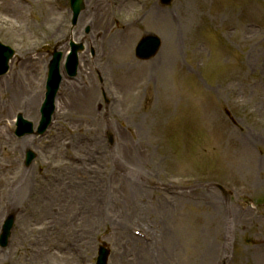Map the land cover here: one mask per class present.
Here are the masks:
<instances>
[{
  "label": "rangeland",
  "instance_id": "rangeland-1",
  "mask_svg": "<svg viewBox=\"0 0 264 264\" xmlns=\"http://www.w3.org/2000/svg\"><path fill=\"white\" fill-rule=\"evenodd\" d=\"M3 1L0 40L16 56L7 76L0 78V134L10 137L0 140V164L7 170H0V234L8 215L14 214L16 223L8 246H0V264H31L32 257L37 261L33 264H74L73 258L76 264H96L104 242L111 251L107 264H118L119 258L132 264L146 253L128 244V236L152 245L153 264H206L210 247L222 257L217 264H264V0H175L168 7L160 0L148 5L138 0L125 10L117 6L118 0L115 8L103 0V23L94 14V4L87 3L92 14L85 26L79 18L73 25L70 0H17L23 6L16 10ZM152 5L165 9L171 21L161 19V26L154 27L146 15ZM140 20L128 38L120 39V31ZM169 21L175 28L166 30ZM72 33L96 51L93 64L79 70L80 78L85 72L96 85L85 90L90 103L79 105L62 94L57 105L65 102V117L56 122L54 116L45 135L11 137L5 127L14 131L16 113L37 126L40 107L37 118L31 117L21 106H11L10 99L22 94L18 87L30 90L31 81L38 80L43 101L50 57L42 49L66 54L72 41L66 36ZM148 33L159 36L163 45L154 58L141 61L135 47ZM172 36L177 54L169 49ZM130 46L127 62L146 67V78L127 79L132 86L127 90L131 84L123 85L121 92L123 62L118 59ZM30 54L38 56L25 63ZM85 55L91 59L87 50ZM160 60L167 65L164 80L149 71ZM15 78L22 84H14ZM149 96L157 112L146 123ZM76 113L84 115L80 125L87 127L88 118L92 128L77 133L70 119ZM109 127L113 143L106 136ZM59 135L66 137V149ZM247 141L254 146L247 148ZM28 149L36 154L30 166L25 165ZM67 164L83 170L64 171ZM47 170L57 178L51 185L42 178ZM25 172L38 187L36 196L16 195ZM64 181L80 195L40 199ZM177 189L188 193L174 195ZM24 199L35 212L39 206V217L32 207L31 215L25 212ZM141 205L151 211L146 226L132 218ZM43 206L53 207L52 214L41 216ZM24 216L33 217L25 221ZM62 251L65 262L58 263L53 253Z\"/></svg>",
  "mask_w": 264,
  "mask_h": 264
},
{
  "label": "bare ground",
  "instance_id": "bare-ground-1",
  "mask_svg": "<svg viewBox=\"0 0 264 264\" xmlns=\"http://www.w3.org/2000/svg\"><path fill=\"white\" fill-rule=\"evenodd\" d=\"M9 3L10 4H8L7 6L12 7V8H10L12 10H16V8H21V6H23V4L20 3L17 0H9ZM85 3L86 4L87 3L88 4H94V5H92V8L96 12V15H99L98 21H100V23L102 24L103 23V15L102 14L103 13L105 14V12H106V4L103 2V0H85ZM3 4H4V1L2 0L0 2V7ZM117 4H118V6L120 8H122V10L123 9L125 10L127 5L134 7L135 4H138V0H118ZM91 14H92V11H90L88 13V16L85 15V13H84V15H80L79 16L80 25L85 26L87 24V18L90 17ZM146 15H149L151 17V24L154 27L161 26V24L158 25L159 21L161 19L164 20V22H167L168 19L170 18V16L168 15V13L164 9L159 8V7L155 6V5H152L151 10H149ZM169 20L171 21V18ZM170 21L168 22V24L170 26L168 27L166 25V27H164L166 30L175 28V26H173ZM137 25H138V23H135V24H132L130 26H127L125 30L131 35V29L136 28ZM128 33L126 34L127 36H128ZM121 36L125 37V35H122V33H121ZM66 37L72 38V40L75 41V42H78V40H79V38L77 36H75L73 33L70 34L69 36L67 35ZM170 43H171L172 46L170 45L169 49H171L172 51H175V54H177L178 45L176 43V39L174 38V36L171 37ZM124 51L125 52L119 54V59H118L120 62H123V63H121V65L123 64V66H120L121 67V71L123 72L122 73L123 80L121 81V85H120L121 92H124L123 90H124L125 87L123 88V85L126 86V88H127L129 86V84H131L128 87L127 90H130V88L132 86V83H130V81H127V79L130 80L132 78L133 79L137 78L139 80H143L144 78H146V72L144 71V69L146 67L140 68L139 65H138L139 63L138 62L136 63L135 61H131V63L127 62L129 60L128 57L129 58L131 57V52H132L131 46H130V48H125ZM158 58L160 59L161 57L159 56ZM34 59L35 58H32V60H34ZM32 60H28L27 63H29V61L32 62ZM125 62H127V63H125ZM162 65H163V62H161V60H160L159 64H155L153 66V68H156V69H150L149 71L150 72L151 71H153V72L157 71L159 79L164 80L165 77H166L165 67L167 65L166 66H162ZM83 66H87L86 63ZM150 76L151 75L149 74V77ZM86 78H87L88 81H90L88 79V77H86ZM13 81H14V84H17V85H19V83H21L16 78L13 79ZM37 81L36 82L34 80L31 81L30 90H27L24 87H18L19 91H22L21 92L22 94L20 96H18V97H17V95H13L12 99H10V102H9V104H11V106L12 105H16V104L21 106L22 108L25 109L26 113L29 116L35 117V118H37L36 117V111H37V109L39 107L40 100H42L41 99V95H40L39 81L38 82ZM146 82L148 83L147 84V89L149 90L150 89V80L148 79ZM37 84H38V86H37ZM82 84H83V86H81V85L79 86L78 84H75V82L69 81L66 78H63L62 83H61V85H62L61 92L67 98V100L70 99V101H71V99H74V100H76V103L79 104V105H82L84 103L89 104L90 103V97H89V95L87 93H85V88H86L85 81H82ZM151 93H152V90H151ZM56 100H57V104H58V99H56ZM164 103H165V101H164ZM64 104H65V102L62 101L59 105H57V110H56V114H55L56 122H58V120L62 119L61 117H65V114L63 113ZM146 106H147V112H146V114L145 113L144 114L146 115L145 119H147V121H145V122L148 123V120L152 117V115L154 113L156 114V112H157V105H156L155 101L153 100L152 96H149V97L146 98ZM82 117H84V115H80L78 113H76L75 115H70V119H71L73 125H76V128H78V129H75L76 132L77 133H81V134H82V130L81 129L88 130V126L90 128H92V125L91 124L89 125L90 121H89L88 118H86V121H85L86 124H87V127L85 125H82V124L80 125V120H81ZM126 129H129V128L126 127ZM66 132L68 133V130H66ZM70 133H74V132L71 131ZM68 135H69V133H68ZM62 136L63 135H59V138H62L64 140L63 141L61 139L63 141V144H61L59 142V139H57V142H58V144H61V148L62 149H66L67 148L66 145H69V144H67L65 142L66 141V137L65 136L62 137ZM9 138L10 137H8L7 134H4V133L0 134V140L8 141ZM85 139H86V134L84 133L83 135L80 136V140L83 141ZM55 144L57 145V143H55ZM83 145L85 146V144H83ZM246 146H247V148H249V147H253L254 145H253V143L251 141H247L246 142ZM0 163H1V161H0ZM80 167H81V165L67 164V165H65L64 171H69V170L72 171V169L74 168L73 171L82 172L83 169L81 170ZM5 169H6V167L3 164H0V170L2 172L7 171ZM50 171L51 170H47L42 175V178L46 180V183L48 185H51L52 183H55L57 181V178H56L55 175L48 176V174H50ZM19 181H21L20 185L18 184V182H16V184H18L17 190H16V195H18V197H25L26 198V196L30 195L31 193H33L34 196H36L35 190L38 189V187H35L34 182H33V178H32V175H31L30 172H25L24 174L22 173L20 175V180ZM0 183H2L1 174H0ZM65 184H66V181H64L62 184L55 185L54 186L55 187V191L53 193L45 194V195H43V197L41 196L40 199L44 198V199H49V200H54V201H58L60 199L62 201L63 198H65L69 194H74L76 192V193H78L80 195V190H76V188H71L70 186H66ZM71 190H74V191H71ZM196 191L198 192V195H202V192H201L202 189L197 188ZM40 195H41V193H38V198H39ZM136 204L137 203H135L134 206ZM31 207L33 208V205L29 204L28 201L25 200V210H26L25 212H27L28 215H31L33 212H35L34 208H33V212H32ZM210 208L212 209V205L210 206ZM35 209H36V212H35L36 215L35 214L34 215L39 217V206L35 205ZM216 209H218V208L215 207L213 210H216ZM53 210L54 209L51 206H43V208L40 210V215L41 216L43 214L50 215V214H52L51 212ZM147 211H150V210H147L146 208H143L142 205H141V208H136V210L134 212V216H132V218L137 219L138 222H140L143 226H146V225H148L147 224L148 223L147 222L148 218H151L150 217L151 215H149ZM154 211H155L156 214H158L160 212L158 210V208H155ZM215 212L218 214L217 215L215 213L216 218L219 219V209H218V212L217 211H215ZM150 214H151V211H150ZM33 216H29V217L24 216V220L27 221V219H29V218H31ZM157 232H158V228L155 227L154 238H156V234H158ZM125 237H126V235L122 236V239L124 240ZM128 238H129V241H130V243H128V244L132 243V244H134V246L136 248L137 247L138 248H142V250H144L143 253H146L145 255L144 254L138 255V257L135 258L136 261L134 263H132V264H153V261L155 262V258L152 256V254H155V253H152L150 255V253L152 251V245L142 243L139 239H135V238H133L131 236H128ZM161 242H162V240H161ZM156 248L158 249V246ZM62 249L64 250L63 247H62ZM52 252H53L52 250H49L48 253H52ZM206 252L208 254L204 258V260H206L208 258V260L206 261V264H217L218 258H221L220 255L218 256L217 249H215L213 247H210V248H207ZM53 255L57 259L58 263L65 262V257L63 255V251L60 254L53 253ZM71 258H73V257H71ZM33 259H34V257L31 258L32 262H30V263L31 264L37 263V261H33ZM72 261H73L74 264H76L75 258H73ZM116 261H117V259H116ZM124 262H125L124 260L119 258V262H117V263L118 264H124Z\"/></svg>",
  "mask_w": 264,
  "mask_h": 264
},
{
  "label": "water",
  "instance_id": "water-1",
  "mask_svg": "<svg viewBox=\"0 0 264 264\" xmlns=\"http://www.w3.org/2000/svg\"><path fill=\"white\" fill-rule=\"evenodd\" d=\"M173 0H163V2L167 5H169ZM161 45V41L160 39H158L155 36H151L148 39H145L141 45L138 47L137 49V55L139 57H143V58H149L153 55H155L157 53V51L159 50V47ZM75 57V55H74ZM59 59H60V55L56 56V60L54 61L53 65H52V88H51V98H50V103H48L45 106V110H44V118L42 120V124L41 127L39 129V133L44 131L48 125V123L50 122V118H51V113L53 110V96L55 94V86H56V73L58 70V66H59ZM7 58H5L4 60L0 59V65H3V63H6ZM75 69V65L73 67ZM33 154H30L29 158H28V162L31 161ZM14 224V216H11L7 222L5 223L4 226V234H3V238H2V244L3 246H5L8 242V238L10 236V232L11 229L13 227ZM102 257L100 259L101 262L106 261V258L108 256V252L105 250H102L101 252Z\"/></svg>",
  "mask_w": 264,
  "mask_h": 264
}]
</instances>
